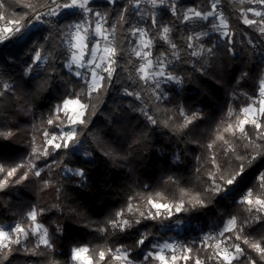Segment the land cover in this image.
<instances>
[{
	"label": "snow or ice",
	"instance_id": "obj_1",
	"mask_svg": "<svg viewBox=\"0 0 264 264\" xmlns=\"http://www.w3.org/2000/svg\"><path fill=\"white\" fill-rule=\"evenodd\" d=\"M107 2L115 4L116 0ZM233 2L236 5H248L246 8L239 7L236 16L264 44V0ZM15 3L28 11L9 12L7 0H0V43L13 37L23 40L33 22L51 24L52 21L47 18L62 14L80 18L64 28L55 27L51 34L60 41L58 46L65 48L61 53L64 57L62 66L83 87L71 89L65 86L66 90L62 91L59 102L53 104L50 114L43 120V127L39 129V143L33 135L29 142V152L21 162L7 167L0 163V192L23 183L31 174L33 178H38L37 182L42 184L43 189L55 188L59 196L61 188L51 179V170L54 168H60L61 174L66 178H79V183L86 184L89 179L86 168H70L62 157L75 155L78 157L77 162L79 157L85 158V164L92 162L96 149L89 139L91 134L86 135V130L92 118L97 115L101 97L113 85L114 79L119 78L118 72H127L128 79L136 84L131 90L124 88L123 94L132 98L127 109L143 116L146 126L156 128L162 125L175 134H182L191 125V132H195L199 127L196 121L204 120L202 111L187 112L179 107L178 113L182 122L176 125L173 123L174 117L159 119L150 112L149 103L145 101L142 92L147 94L148 101L158 109V102L167 97L161 85L184 83V77L175 74L176 64H199L200 67L194 70L204 76L214 70L213 65L220 49H226L232 56L237 55L236 33L231 28L229 17L225 16L224 9L220 7L221 0H210V6L206 10H198L193 6L182 13L178 11L174 0H129L132 11L129 12L127 7L121 6L118 20L112 24L108 23L105 13L95 11L90 6L93 0H51L46 5V11H38L34 5L25 3L24 0H15ZM142 3L150 5L152 9H163L165 14L171 13L185 28L193 23H204L200 24L199 30L186 31L181 35L179 28L170 27L158 20L155 11H141ZM129 15H139L140 20L133 24L127 19ZM145 15L148 16L147 21H144ZM117 23L128 24V28L124 29L127 33L124 39L129 41L131 47L126 50H122L118 42ZM142 23H147L148 26H141ZM153 28L154 33L150 31ZM212 34L217 39L213 40ZM177 40L181 43H177ZM158 41L164 50H157L154 54L153 49ZM247 43L256 51L257 44L253 39H248ZM49 49L47 52L40 46L34 49L26 74L31 73L34 66L39 68L49 64L55 48L49 45ZM124 51H127V59ZM260 55L264 56V48L260 49ZM128 64H131V70L125 67ZM260 64H264V59ZM237 71L239 75H234L233 79L236 85H240L241 81L248 79V73L239 69ZM0 88L3 89L0 90V105H3L6 102L5 92L11 95L12 86L2 84ZM253 93L249 95L243 91H233L225 105L223 118L215 122L211 137L204 145L209 168L200 191L192 192L181 188L179 196L169 200L160 192L151 194L148 186L143 185L140 192L128 197L124 207L94 226V230L105 239L108 234L114 233L135 236L134 247L140 250L138 259L133 258L132 250L125 245L115 248H90L81 245L71 248L72 264H258V260L260 264H264V233L259 238L245 234V229L252 224L264 228V70H261L256 79ZM241 98L246 99L247 103L237 111L232 105ZM135 101L139 103L134 104ZM7 110L0 107V115ZM14 134L6 126L0 127V139H7ZM220 153L224 167L218 159ZM104 155L113 153L105 151ZM180 159L179 153L173 154L175 162ZM199 159L197 156V160ZM39 161L43 163L38 165ZM232 161L236 162L234 167ZM199 172L200 169L197 168L196 173ZM167 179L173 184L177 183L176 177L170 176ZM249 179L255 181L252 187L247 186L246 181ZM253 187L257 189L255 193ZM145 190L148 194H145ZM240 191H243V195L236 203L243 206L250 217L241 221L232 215L222 220L215 232L205 234L198 243L193 242L197 253L195 255L193 246L180 244L175 240H158L150 231L153 227H157L159 231L157 222L163 225L164 220H171L174 215L208 208V197L224 193L221 197L223 200ZM0 209L7 210L2 202ZM51 210L50 207L33 205L23 214V222L0 224V264H12L10 257L14 253L38 256L42 255L41 248L50 252L55 250L48 228L39 219ZM168 230H172L171 225ZM56 232L62 233L63 229L57 225ZM30 238L35 240L31 247L28 246ZM201 249L206 254L203 257L199 255Z\"/></svg>",
	"mask_w": 264,
	"mask_h": 264
},
{
	"label": "trees",
	"instance_id": "obj_2",
	"mask_svg": "<svg viewBox=\"0 0 264 264\" xmlns=\"http://www.w3.org/2000/svg\"><path fill=\"white\" fill-rule=\"evenodd\" d=\"M24 2L31 3L38 11H46V5H49L51 0H24ZM175 3L181 13L188 7L196 6L200 10H206L210 6V0H180ZM7 5L9 12L28 11L18 6L15 0H7ZM90 6L95 11L105 13L109 24L118 20L121 6L127 7L129 12L132 11L129 0H117L115 4H110L107 0H94ZM220 7L224 9L225 16L229 17L231 28L236 33L237 55L232 56L226 49H220L213 65L214 70L204 76L194 70L200 67L199 64L195 66L183 62L176 64L175 74L184 77V83L170 85L166 90L167 97L158 102V109L148 101L147 94L142 92L145 101L149 103L150 112L159 119L172 116L176 125L182 122L178 113L179 107H183L187 112L202 111L204 120L196 121L199 125L196 131L191 132L193 128L191 125L182 134H175L170 128L162 125L156 128L146 126L143 116L127 109L132 98L123 94L124 88L131 90L136 84L128 79L127 72H118L119 78L114 79L113 85L108 87L106 94L101 97L97 115L92 118L86 130V135L91 134L89 139L96 149L92 162L85 164L84 157H79L77 162L78 157L75 155L62 157L70 168H86L89 177L86 184L79 183V178H66L61 174L60 168H54L51 170V179L61 188L59 196L55 188L43 189L42 184L37 182L38 178H33L31 174L23 183L0 192V202L7 209H0V224L3 225L23 222V214L33 205L52 209L39 219L48 228L55 250L50 252L41 248L42 255L38 256L14 253L10 257L12 264H51L53 261L56 264H72L71 248L81 245L90 248H115L125 245L132 250L133 258L138 259L140 250L134 247L135 236L114 233L108 234L105 239L94 230V226L101 224L105 218L124 207L128 197L140 192L143 185L148 186L151 194L160 192L169 200L178 197L181 188H187L192 192L201 190L209 168L204 145L211 137L215 122L223 118L225 105L233 91L254 94L256 79L261 70H264V64H260L264 59V56L260 55V49L264 48V44L260 43L261 38L248 26L240 23L236 16L239 7L246 8L248 5H236L233 0H221ZM47 19L52 23H40L36 28L33 26L39 22H33L23 40L13 37L9 41L0 43V85L12 86L11 95L5 92L6 102L0 105L8 109L0 115V127L6 126L15 133L7 139H0V163H4L6 167L23 160L29 152V142L33 135L37 137L39 143V129L43 127V120L50 114L53 104L59 102L62 91L66 90L65 86L71 89L83 87L68 69L62 66L64 57L61 53L65 48L58 46L60 41L54 39L51 34L55 27L64 28L80 18L62 14ZM127 19L133 24L139 21L138 15L135 17L129 15ZM157 19L170 27L179 28L181 35L186 31H192L190 25L185 28V25L178 23L171 13L165 14L163 9L158 10ZM142 25L148 26L147 23ZM116 28V36L122 50L130 48L129 41L124 39L127 35L124 29L128 28V24L117 23ZM150 31L154 33L155 29ZM173 36L175 39V32ZM211 38L215 40L214 36ZM248 39H253L257 44L256 51H253L247 43ZM177 43L181 41L177 40ZM160 44L161 42H156L154 54L157 50H164ZM49 45L55 48L49 64H45L42 68L34 66L33 71L26 74L34 49L40 46L47 52L50 50ZM127 55V51H124L125 59ZM132 59L134 61L135 57ZM125 67L131 70V64ZM237 69L248 73V79L241 81L240 85H236L233 79L234 75H239ZM138 103V101L134 102V104ZM246 103L247 100L241 98L238 103L233 102L232 106L238 111ZM105 151L113 155H104ZM174 153L180 154L179 162L173 160ZM197 156L200 157L199 160ZM218 159L224 167L222 153L218 154ZM42 163L43 161H39L38 165ZM235 163L232 161V167ZM197 168L200 169L199 173H196ZM170 176L177 178L176 184L167 179ZM246 183L247 186L252 187L255 181L249 179ZM253 191L255 193L257 189L253 187ZM145 194H148L147 190ZM224 195L221 193L218 196L208 197V208L174 215L171 220H164L163 225L157 222L159 231L157 227L151 228L150 231L161 241L173 237L181 238L184 244L193 246L195 255L197 253L193 242H199L195 238L201 232L217 230V225L232 215L241 221L250 217L245 208L236 203L243 195V191L228 195L222 200L221 197ZM57 225L63 229L62 233L56 232ZM169 225L172 226V230H168ZM261 233H264V228L255 224L245 229L246 235L255 238H259ZM34 242V238H30L28 246L31 247ZM199 255L203 257L206 254L201 249ZM253 256L256 258L254 254ZM258 264H260L259 260Z\"/></svg>",
	"mask_w": 264,
	"mask_h": 264
},
{
	"label": "rangeland",
	"instance_id": "obj_3",
	"mask_svg": "<svg viewBox=\"0 0 264 264\" xmlns=\"http://www.w3.org/2000/svg\"><path fill=\"white\" fill-rule=\"evenodd\" d=\"M94 1V0H93ZM117 1V0H116ZM177 1H180V0H174V2H177ZM187 9V8H186ZM185 9V10H186ZM158 10H159V8L158 9H152L151 8V6L150 5H148V4H146V3H142L141 4V11H143V12H145V13H148V12H151V11H155L156 13L158 12ZM198 10H200V9H198ZM148 18V16L147 15H145L144 16V21L146 20ZM90 19H93L94 20V18H92V17H90ZM138 19L140 20V17H139V15H138ZM201 23H204V22H199V23H193V24H191L190 26H191V28H192V31L193 30H199V28H200V24ZM40 25V23H37V24H35L34 26H33V28H36V27H38ZM141 26H143L142 24H141ZM205 31H207V29H204ZM211 36H214L215 37V39H217V37H216V35L215 34H212ZM207 38H205V40H206ZM44 66V65H43ZM43 66H40L39 68H42ZM172 84H174V83H168V84H162L161 85V87L164 89V91L166 92V90H167V88L170 86V85H172ZM176 85V84H175ZM179 229H181V227L179 228ZM181 231H182V229H181ZM216 230H214V229H210L209 231H206V232H201L195 239H198L199 241L201 240V238L205 235V234H207V233H210V232H215ZM165 240H175V241H177L178 243H180V244H184V242H183V240L181 239V238H178V237H173V238H169V239H165Z\"/></svg>",
	"mask_w": 264,
	"mask_h": 264
}]
</instances>
